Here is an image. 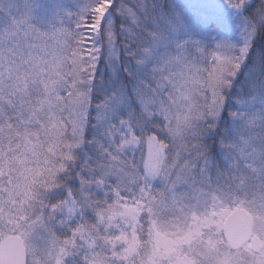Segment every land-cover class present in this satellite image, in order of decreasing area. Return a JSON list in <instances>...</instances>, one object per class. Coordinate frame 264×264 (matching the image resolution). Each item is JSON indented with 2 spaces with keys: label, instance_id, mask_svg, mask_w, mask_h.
Here are the masks:
<instances>
[{
  "label": "snow or ice",
  "instance_id": "1",
  "mask_svg": "<svg viewBox=\"0 0 264 264\" xmlns=\"http://www.w3.org/2000/svg\"><path fill=\"white\" fill-rule=\"evenodd\" d=\"M0 264H264V0H0Z\"/></svg>",
  "mask_w": 264,
  "mask_h": 264
}]
</instances>
